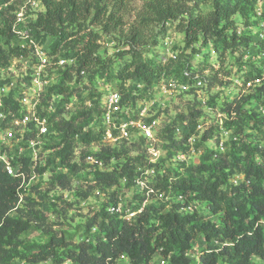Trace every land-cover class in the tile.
<instances>
[{"label":"trees","instance_id":"trees-1","mask_svg":"<svg viewBox=\"0 0 264 264\" xmlns=\"http://www.w3.org/2000/svg\"><path fill=\"white\" fill-rule=\"evenodd\" d=\"M23 1L0 0V5L8 4L5 10H0V40H3L0 43V67L11 59L29 54L28 50L12 47L11 27L15 20L12 12L16 11V4ZM39 1L43 11L26 25L31 38L39 45L49 40L45 51L52 64L59 58L74 60L72 67L59 70L58 80L45 93L46 99L58 95L68 102L71 97H79L76 84L84 72L106 81L114 79L122 103L131 108H137L135 102L139 96L125 87L127 82L138 81L145 90L165 78L185 83L187 78L183 74L191 71L190 61L203 53L205 62L207 46L216 49L222 63L227 52H235L249 44L248 37L238 34L237 24L232 19L234 15L239 16L243 28L252 26L255 17L253 0H142L141 9L124 32L127 0ZM87 25L98 27L100 32L90 30ZM170 28L183 36V46L173 48L174 54L167 58L159 57L151 52V48L159 45ZM100 33L123 37L124 50L113 47L110 57L100 58ZM255 78L261 77L247 74L243 85ZM2 83L0 81V85ZM251 99L264 106V83L257 85L253 94L222 105L221 110L227 116L223 126L233 130L235 139L232 143L237 146L236 150L203 154L195 165L179 163L183 172L174 174L169 167L161 171L164 160L151 164L143 154L127 158L124 145L141 144L144 140L141 136L129 141L117 140L122 142L121 148L102 144L104 128L99 125L95 129L86 128L92 120L99 121L102 110L97 102L68 120L63 118L62 104L50 116L39 105L37 114L47 117L51 131L59 139L52 148L61 146L55 154L66 169L64 174L55 177L56 185L67 189L71 177L89 167L72 162L78 144L87 148L92 144L99 145L96 152H82L81 161L91 157L107 168L102 172L96 164L90 165H95L94 186L90 189L110 190L118 180L124 182V190L134 188L137 181L148 178L145 171H137L136 165L144 167L147 163V169L154 167V176L152 180L149 178L151 182L143 191L146 196L136 194L132 202L125 203L112 192L109 201L87 221L83 241L74 242V234L52 230L38 202L25 195L21 181L6 175L0 163V264L45 261L51 264L68 261L73 264H118L122 256L125 258L123 264H157L159 258L162 264H255V261L264 264V147L259 140L253 144L244 134L245 128L264 125V119L245 110ZM7 102L12 104L11 99ZM199 114L197 112L195 118L192 114V121L189 119V125L181 130L179 141L173 137L175 128L163 131L160 138L168 142L164 148L169 159L176 153L188 152L186 144L197 133ZM77 117L82 118L81 121H76ZM247 124L251 126L246 127ZM28 161L22 159L25 172H28ZM44 169L36 171L40 174ZM238 174L242 175V181L231 183L230 178ZM159 190L171 193L178 202L171 206L159 201L146 204ZM80 196L86 199L88 192ZM118 203H123V210H140V213L126 221L118 213L108 211ZM202 203L205 206L199 212L195 206ZM186 208L190 209L187 211ZM96 226L97 234L88 242L90 230ZM31 227L41 229L46 236L44 242L27 243L22 239ZM197 240H201V248L195 261L192 257L196 254L191 257L189 254L195 251Z\"/></svg>","mask_w":264,"mask_h":264},{"label":"rangeland","instance_id":"rangeland-1","mask_svg":"<svg viewBox=\"0 0 264 264\" xmlns=\"http://www.w3.org/2000/svg\"><path fill=\"white\" fill-rule=\"evenodd\" d=\"M127 4L126 15L123 19L125 24L124 32L133 22L135 13L141 9L142 0H127ZM7 6L8 4L0 5V10H5ZM253 6L255 17L253 18L254 23L252 26L243 28L239 16L234 15L232 17L237 24L238 34L248 37L250 39L249 44L235 52H227L222 63L218 58L216 49L212 45L207 46L205 52H208V56L205 62L202 56L203 53L194 56L190 61L191 71H189V84L186 91H181L176 86H173L169 82L173 81L170 78H165L163 81L160 80L147 90L138 81L127 82L125 84V87L133 95L139 96V99H136L135 102L137 108H132V116L142 123L147 122L151 124L153 134V140H143L141 144L134 147H130L128 143L125 144L124 148L128 159L143 154L144 159L146 161L149 160L148 162L151 164L164 160L165 162L161 165V171L164 172L169 167L173 169L172 174H174V172H183V168L179 167V163L185 165L197 164L203 154H210L215 151L214 148L219 141L224 143L223 152L229 153L237 149V146L232 143L235 139L233 130H226L223 126V122L227 116L223 114L221 109L225 102H231L234 99L238 101L241 97L253 94L256 90V87L247 88L243 85L247 74L250 73L251 75L261 77V82L264 83V2L262 0H253ZM42 11L43 7L39 0H24L16 4V11L12 13L16 16L21 12L22 26L26 28V25L35 19V15ZM87 26L92 31L100 32L96 26ZM123 41V37L118 34L100 33L98 56L102 59L110 57L113 54V47L119 48L120 51L124 50ZM46 42L42 44V47H45L43 50L47 48L49 40ZM0 43H3V40H0ZM182 46L183 36L176 33L173 28H170L159 45L151 48V52L157 54L159 57L167 58L174 54L173 48H181ZM31 57V54H28L26 58L11 59L4 66L0 67V80H13V84H16V93L20 92L18 91L19 88L22 91L26 90L29 86L27 78L24 81L22 80L25 74L31 73ZM27 59L30 61H27ZM60 69L53 67V65L46 69L42 78L47 81V85H45L46 90L58 80ZM198 81H201V85L196 84ZM116 84L114 79L106 81L95 76L91 77L89 74H84L76 84L79 97H71V100L68 102H65L58 95H52L50 99H46L45 91L39 96L38 106L42 105L48 115H51L59 104H62L64 106L63 118L68 120L70 117L78 116L80 112L88 110L94 102L101 104L106 93L117 90ZM244 108L248 114L264 119V106L259 101L251 99ZM197 112L200 113L196 118L198 124L196 128L197 133L187 141L188 152L186 154L176 153L169 159L166 153L167 150L164 148L168 142L160 138V136L163 135V131L167 128H175L173 137L176 141L181 140V130L189 125L188 120L192 121V114L195 118ZM81 119L77 117L76 121H81ZM250 124L252 125V121H250ZM250 124H247L246 127L251 126ZM96 126L97 120L94 119L86 128L95 129ZM244 134L249 136L248 139H252L253 144L257 142L256 140L262 141L264 140V125L258 124L255 129L245 128ZM132 138H140V135L136 134ZM58 142L59 139L56 137V134L51 131L49 137L46 140L44 139L43 144L37 147L35 170L33 176H28L24 191L28 198H33L38 202L40 210L44 213L48 224L52 226V230L55 232L59 233L62 230H66L74 234V242L83 241L87 221L105 202L109 201L112 192L116 193L118 197L123 198L125 203L132 202L136 194L146 196L141 187H132L129 190H124L125 185L122 180H118V183L110 190L105 188L90 189V187L94 186L92 174L95 172V165H90L96 164L97 169L102 172L107 170V168L105 169L101 163H94L93 159V161L88 159L81 161L80 155L85 151L96 152L99 148L97 144H92L88 148L78 144L74 150L72 162L82 166L87 164L89 167L80 169L76 175L72 176L67 189L56 185L54 182L55 177L66 172V169L59 162V158L55 154V152L60 150L61 146L52 148ZM107 142L101 141L102 144H106ZM107 144L114 145L117 148L122 147L121 141ZM28 152L25 150L26 154ZM29 162L33 164L32 158H29ZM136 166H138L137 171L144 172L147 169V163L143 165L144 167H140V165ZM42 167H45L44 171L40 174L37 173L36 170ZM151 168L155 170L154 167ZM153 176L154 173L148 175V178L144 180L147 185L151 182L150 179H153ZM242 179V175L238 174L231 177L230 182L237 184ZM86 192H88V197L82 199L80 194ZM170 194H165V192L159 190L154 193L153 197L147 200L146 204L159 201L171 206L172 203H177L178 200ZM22 202L20 206H22ZM204 206L202 203L196 205L195 208L199 212H202ZM189 209L186 208L187 211ZM209 219L214 220L215 218L209 217ZM97 227L91 228L89 233L91 237H89L88 242L93 241V236L97 234ZM22 239L27 243H42L45 241L46 236L42 233L41 229L31 227L22 236ZM196 245L195 251L190 253L191 255L189 254L190 257L197 253V250H200L201 240H197ZM123 257L119 261L122 264L125 261ZM192 259L195 260L196 256H193ZM39 264H51V262L45 261ZM64 264L73 263L68 261ZM255 264L261 263L255 261Z\"/></svg>","mask_w":264,"mask_h":264},{"label":"built area","instance_id":"built-area-1","mask_svg":"<svg viewBox=\"0 0 264 264\" xmlns=\"http://www.w3.org/2000/svg\"><path fill=\"white\" fill-rule=\"evenodd\" d=\"M11 33L13 35V47L20 50H28L29 54H31V61L29 59L27 61H30L32 70L30 69L31 73L25 74L22 80L24 81L27 78L29 86L22 91L19 88L18 91L20 92L18 93H16V84H13V80H0L3 82L0 85V163L2 164V171L11 178L19 179L21 181L20 187L24 188L28 176H33L35 170L37 147L43 144L44 139L46 140L51 132L47 117H40L37 114L39 96L47 91L45 89L47 81L42 79L43 74L51 65L61 69L66 66L70 68L74 65V60L59 58L57 62L52 64L51 58L43 50L45 47L36 43L27 29L22 26L21 12L15 16ZM21 58L26 57H20L19 59ZM189 74L188 71L183 74L187 78L185 83H178L175 80L169 82L179 90L186 91L189 84ZM81 75H84V72H81ZM261 81V78H255L245 83V86L247 88L256 87ZM196 84L201 85V81ZM9 99H11L12 104H8L7 101ZM14 105L18 107L14 108ZM100 108L102 112L97 125L104 128V135L101 141H108L107 143H113L117 140L129 141L136 134H139L145 141L153 140L152 125L147 122L142 123L134 118L132 116V108L122 103L121 96L116 90L106 93ZM47 116L50 115L47 113ZM261 145L264 147V140L261 141ZM214 149L215 151L223 152L224 143L219 141ZM25 150L29 151L28 154L25 153ZM25 158L28 160L32 158L33 164L28 161V172L23 170L22 159ZM86 159L92 160L91 157ZM94 163L96 162L94 161ZM153 173V168H149L145 170L144 175L148 176ZM137 187H141L143 190L148 188L144 180L137 181L135 188ZM150 192L152 191L150 190ZM122 208H124L123 203H118L115 208H108V211L111 214L118 213L126 221L133 219L140 213V210L130 211L128 208L124 210ZM195 254L197 260L199 256L198 250ZM151 263H154V260ZM156 263L162 264L163 261L159 258ZM118 264H122V262Z\"/></svg>","mask_w":264,"mask_h":264}]
</instances>
